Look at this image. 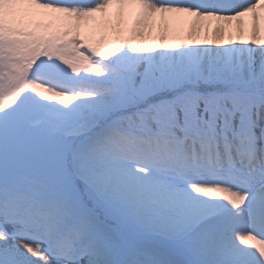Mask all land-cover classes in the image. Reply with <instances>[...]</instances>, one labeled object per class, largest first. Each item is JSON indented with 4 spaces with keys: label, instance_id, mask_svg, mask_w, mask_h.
<instances>
[{
    "label": "snow or ice",
    "instance_id": "6c2138e0",
    "mask_svg": "<svg viewBox=\"0 0 264 264\" xmlns=\"http://www.w3.org/2000/svg\"><path fill=\"white\" fill-rule=\"evenodd\" d=\"M0 264H264V0H0Z\"/></svg>",
    "mask_w": 264,
    "mask_h": 264
}]
</instances>
